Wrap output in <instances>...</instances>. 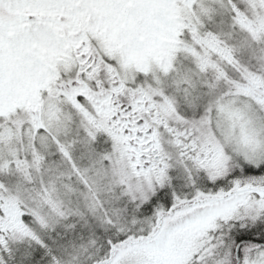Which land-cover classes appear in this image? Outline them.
Listing matches in <instances>:
<instances>
[{
    "label": "rangeland",
    "instance_id": "374dc122",
    "mask_svg": "<svg viewBox=\"0 0 264 264\" xmlns=\"http://www.w3.org/2000/svg\"><path fill=\"white\" fill-rule=\"evenodd\" d=\"M224 1L236 12L235 24L244 29L242 32L238 28H231L228 9L223 8ZM82 2L86 12L96 11L94 23L91 20L90 22L99 28L98 34L104 40L106 49L111 50L118 59L121 58L122 65L126 68L125 73L132 76L138 73L149 82L150 86L146 89L149 97L170 98L171 104L165 102V106L170 111L181 112L183 115V110H188L186 108L189 105L195 106L188 111L192 113L190 115H198L193 117L195 119L191 129L197 131L201 139L207 142L206 145L210 146L211 150H202L205 154L209 153L214 157L210 152L218 153L222 156L220 165L224 167L230 154L226 156L223 145L232 152L238 169L242 171H245L248 165H264V70L261 74L247 66H241L236 57L233 59L232 46L234 42L236 53L244 61L250 62L253 57H257L259 63L264 65V0H236L233 4L230 0H151L149 5L129 10L122 19L109 14L110 5L107 0ZM240 8L247 9V12H240ZM208 19L221 30L228 31L231 28L234 31V41L224 37L227 41L216 43L212 37L211 40L209 37L201 39L195 34V38H191L193 41L184 38L186 31L196 33L197 30L203 29ZM17 34L20 41L11 36L0 37L1 113L5 112L13 101L28 97L26 89L36 81L35 73H39L38 77L41 78L37 79V82L42 84L54 72V56L48 32L37 31L31 27L26 32ZM256 42L263 43L260 53L255 49H259V45L254 46ZM36 53L43 56L44 64L41 65L48 67L40 72L33 71L30 63L34 61ZM214 58H218L217 60L225 66L232 65L236 72V78L230 80V90L228 89L225 97H214L216 82L226 77ZM191 65L196 66L200 74L196 73ZM48 97L54 96L49 94ZM182 104L186 108L182 107ZM46 110L50 119L63 108L47 101ZM72 119L71 115L62 113L52 127L64 128L73 122ZM52 120L55 121L54 118ZM81 120L90 130L99 132L102 129L96 121L88 118ZM0 123V126H3L0 133V145L3 144L0 149V242H6L7 238L17 241L16 237L28 238L30 233L23 223V207L18 203L21 192L13 185L24 184V175L27 176L28 172L24 171L22 164L13 167L8 165L15 155L8 144V139L13 133H7L5 119L0 120ZM18 135L22 136L20 133ZM97 135L99 134L85 133L84 136L88 138L86 139L79 134L78 140L92 150L99 145V141L94 142L92 146L89 139L93 140ZM110 136L113 141L112 134ZM112 147L114 148L113 144ZM14 150L17 151L15 148ZM94 154L92 166L80 164L78 184L69 186L58 183V186L54 184L52 188L44 185L45 198L50 206L48 210L45 208L44 222L48 226L47 235L53 239L49 249L57 252L54 254L65 264H86L106 246L102 241L105 235L120 237L126 233H143L128 234L125 237L137 239L136 237L141 235L151 234L159 225V230L148 241L128 245L117 255L116 249L109 245L110 250H113L114 261L107 264H186L202 253L200 243L204 242V239L214 238L217 222H237L233 227L230 226L229 230V233L234 235L241 229L238 230L237 226L247 225V213L250 210L247 192L222 203L202 201L186 206L166 215L158 225L162 212H154L151 218L144 217L145 210L140 208L138 201L139 198L141 202L146 197L151 198L150 194L155 193L162 185L127 182L122 184V188L120 185L112 186L111 183L117 180L118 173L122 174V169L114 158L115 154L109 150L105 153L110 154L109 164L99 158L100 153ZM129 155L128 153L124 160L132 168L134 165ZM215 163L216 160H212V164ZM8 167L13 169H7ZM126 169H129L128 165ZM7 170L12 171L7 174ZM96 171L99 174L94 176ZM140 174L142 176L138 178L151 177L149 174ZM7 176L11 179L5 178ZM263 176L261 175V178ZM9 185L12 187L9 188ZM30 187L26 192L33 191ZM141 189L144 191L141 192ZM172 202L175 206L185 200L172 199ZM36 207L40 210L38 204ZM36 207H33V210ZM254 208L264 210V196L255 198ZM57 228L58 235L55 234ZM219 235L215 241L219 243L217 250L220 254H213V251L217 250L216 245L212 243L208 245L209 250L207 249L204 257L202 256L205 261L195 259L187 264H233L234 244H230L227 249H220L223 234ZM19 243L20 241L17 244ZM26 248L24 245L16 247L20 259L28 258ZM241 251L244 256L242 264H248L246 247ZM254 264H264V253L256 254Z\"/></svg>",
    "mask_w": 264,
    "mask_h": 264
},
{
    "label": "flooded vegetation",
    "instance_id": "af4514ba",
    "mask_svg": "<svg viewBox=\"0 0 264 264\" xmlns=\"http://www.w3.org/2000/svg\"><path fill=\"white\" fill-rule=\"evenodd\" d=\"M107 2L110 5L109 14L122 19L129 10L149 5L151 0ZM84 5L82 0H0V37L11 36L20 41L17 32H26L31 27L48 32L54 56V72L46 81L42 84L37 82L41 77L35 73L36 83L26 89L28 97H20L17 102L9 104L5 112H0V120H6L7 133H13L8 144L15 155H11L12 161L8 165L22 164L24 171L28 172L26 178L29 182L41 178L45 183L74 186L79 183L80 163L90 167L94 153H100L99 158L109 164L110 154H105L109 150L115 154L114 158L122 168V184L165 186L167 199L185 200L184 206L187 207L190 203L202 201L222 203L247 192L250 208L247 225L237 226L238 230L241 229L234 235L229 230L237 222H217L214 238L199 242L202 253L188 262L203 259L208 245L212 243L217 250L219 243L215 238L222 233L220 249L234 244L233 264L237 262V245L240 264L244 258L241 251L244 247L247 249L248 264H254L256 254L264 253V210L254 208L255 198L264 196V176L261 178L264 165H248L242 171L238 169L232 152L223 145L226 156L230 154L224 167L220 165L222 156L218 153L210 152L214 157L205 154L202 150L211 148L197 131L191 129L194 116L170 111L165 106V102L171 104L170 98L149 97L146 90L149 82L138 73L135 76L125 73L121 58L118 59L111 50L106 49L104 40L98 34L99 28L90 22L94 23L96 11L86 12ZM35 56L34 61L30 62L33 71L48 68L41 65L44 61L40 53ZM142 79L144 82L141 83ZM49 94L54 97H48ZM47 101L63 108L59 114L52 115L55 121L48 119ZM62 113L71 115L73 122L64 128H53L52 125L56 124V119ZM87 118L96 121L101 131L88 129L81 120ZM66 129L69 130L63 132ZM85 133L99 134L93 140L89 139L92 146L99 141L95 149L89 150L85 143L79 142V134L88 139ZM128 153L134 165L132 168L124 160ZM212 160H216L215 165ZM15 161L18 162L15 164ZM126 164L129 169H126ZM140 173L151 177L138 178L142 176ZM162 195L163 192L159 197L162 198ZM1 205L0 199V209ZM160 215L162 218L166 216ZM244 232L248 236L242 237ZM214 253L220 254L219 250Z\"/></svg>",
    "mask_w": 264,
    "mask_h": 264
},
{
    "label": "trees",
    "instance_id": "16d2710c",
    "mask_svg": "<svg viewBox=\"0 0 264 264\" xmlns=\"http://www.w3.org/2000/svg\"><path fill=\"white\" fill-rule=\"evenodd\" d=\"M235 1L236 0H230L232 4ZM223 8L228 9L227 14L229 13L228 17L230 20L231 28L232 27L238 28V30L242 32V30L244 29L239 28L235 24V17L237 16L236 12H233V9L231 8V6L228 5V3H226L225 1L223 2ZM241 11L247 12V9L244 10L243 8H240V12ZM207 21L208 22L205 23L204 28L197 30L196 33H193L191 31H186V33L184 34V38L186 40L188 39V41H193L191 40V38H195V36H199L201 37V39L203 38L208 39V37L209 38L212 37L213 42L219 43V42L227 41L225 38L228 37L230 41L232 42L234 41L233 40L234 31L231 30V28L228 31L221 30L218 26H216L213 23L212 20L208 19ZM209 40H211V38ZM262 44L263 43H257V42L254 43V46L259 45L258 50L257 48L254 47L256 51H259V53H260V48ZM232 46H233V59L236 57L237 61L239 62L241 66L243 65L247 66L250 69L262 74V71L264 70V65H262V63H259L258 61L259 58L253 57L252 58L253 61L246 62L236 53L237 49H236L234 42ZM217 59L218 58L215 59L217 66L224 72L226 77L221 79V81L216 82V85L214 87V91H215L214 97L215 96L225 97L227 96V93H228V89L230 86V80L236 78V72L234 71V68L232 67V65L230 66L227 64L225 66L224 64H221L220 61ZM191 66L195 68L196 73L200 74L196 66H193V65ZM182 107H185V105L182 104ZM194 108L195 106L189 105L188 108H186L188 110L184 111L182 108L181 110H183L184 114L190 115L192 113L188 111L189 110L191 111ZM11 171L12 170H7L8 172L7 174H10ZM98 174H99L98 171H96L94 173V176ZM5 178L11 179V177L9 176ZM24 180L26 183L24 182V184L22 183V185H16V183H14L13 187L19 189V191L21 192L18 203L21 204V206L23 207L22 208L23 209V212H22L23 213L22 214L23 223H24V226L28 228V231L30 234L28 238H24V239L20 237H16L15 239H17V241H11L12 238H7L6 242H3V241L0 242V264H65L57 257L56 254H54L57 252L55 251L53 252V249H49L50 247L49 245L53 242V239L47 235L48 226L44 222L45 208L47 207L46 209L48 210V206H49V204H47L48 203L47 199L45 198L46 190H44V185L46 184L48 188H52V185L54 184L58 186V182L49 183L47 181L45 183L44 181L41 180V178H39V180L37 179L36 182L35 181L29 182L25 175H24ZM111 184L112 186L120 185V187L122 188V174L121 175L119 174V176H117V180H115ZM28 186L29 187L31 186L30 188L33 189V191L30 193L29 191L26 192V190L29 189ZM11 187L12 186L9 185V188ZM144 189H141L142 190L141 192H143ZM166 189L167 187H163V186L159 187L155 193L150 194L152 195L151 198L146 197L142 202L140 201L141 199L139 198L138 204L140 205V208H142V210H145V213H146L144 217L151 218L152 217L151 215H153L154 212L156 211L166 213L169 211L170 208L173 207L175 203H173L171 199L166 198V194L168 193ZM22 191H23V194H22ZM162 192H163V195L161 198L159 197V194H161ZM160 199H163V200H160ZM37 204L40 206V210L39 209L37 210V207H36ZM33 207H36V208L33 210ZM40 215H42L43 217H40ZM55 234L58 235V228H57V231H55ZM128 234L130 235L131 233H128ZM128 234L126 233L124 235H121L120 237L102 235L103 236L102 241L103 243L106 244V246L101 249V252L98 255L90 259L86 264H107V263H111V261L113 262L114 261V258L112 257L113 250L112 249L110 250L109 245H112V247L116 246V255H117L119 251H122V249H125L126 247H128V245L123 244V241L127 240V238L125 239V237H127ZM132 234L139 235L143 233H132ZM241 236L246 237L248 236V234L247 232H244L243 234H241ZM18 238L20 239L18 240ZM19 241L20 243L17 244ZM19 245H24L25 248L27 247L25 250L29 253V255H28V258H25V260L20 259L17 255L16 247H18ZM111 257L112 259H110Z\"/></svg>",
    "mask_w": 264,
    "mask_h": 264
},
{
    "label": "water",
    "instance_id": "95a60500",
    "mask_svg": "<svg viewBox=\"0 0 264 264\" xmlns=\"http://www.w3.org/2000/svg\"><path fill=\"white\" fill-rule=\"evenodd\" d=\"M162 220V217L160 218V221ZM161 224V223H160ZM159 227H160V225L157 227V229L155 230V232L152 234V235H150V236H148V237H142V238H139V239H137V242H140V241H145V240H147V239H150V238H152L155 234H156V232L159 230ZM236 256H237V264H239V249H238V246H237V248H236Z\"/></svg>",
    "mask_w": 264,
    "mask_h": 264
}]
</instances>
